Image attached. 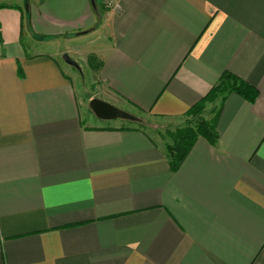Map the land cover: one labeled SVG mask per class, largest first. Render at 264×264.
Returning a JSON list of instances; mask_svg holds the SVG:
<instances>
[{
	"label": "crops",
	"instance_id": "1",
	"mask_svg": "<svg viewBox=\"0 0 264 264\" xmlns=\"http://www.w3.org/2000/svg\"><path fill=\"white\" fill-rule=\"evenodd\" d=\"M121 5L0 1V264H264V0ZM100 34L69 53L95 58L101 99L163 128L225 72L259 96L212 103L217 144L200 136L174 173L160 132L87 124L68 50L30 51Z\"/></svg>",
	"mask_w": 264,
	"mask_h": 264
},
{
	"label": "trees",
	"instance_id": "2",
	"mask_svg": "<svg viewBox=\"0 0 264 264\" xmlns=\"http://www.w3.org/2000/svg\"><path fill=\"white\" fill-rule=\"evenodd\" d=\"M91 60L96 61L94 57H91ZM231 94H238L250 102H255L259 96L258 90L252 85L233 73L225 72L210 92L189 109L186 114L187 125L172 132L168 131L170 142L166 144V151L172 172L175 173L181 168L200 136L205 137L213 145L217 144L219 134L216 118L219 110L216 108L213 111L212 119L203 118V113L207 104L215 103L219 99L224 102ZM141 120L140 123L128 122V124L136 125L143 130L151 129L142 118Z\"/></svg>",
	"mask_w": 264,
	"mask_h": 264
},
{
	"label": "rangeland",
	"instance_id": "3",
	"mask_svg": "<svg viewBox=\"0 0 264 264\" xmlns=\"http://www.w3.org/2000/svg\"><path fill=\"white\" fill-rule=\"evenodd\" d=\"M8 1H10V0H8ZM102 36H103L102 34H100L99 36H90L89 38H87V40H82L83 42L80 41L78 44H75L76 41L68 44L67 41H64V40L58 41L57 39H55V40H51V41L47 42L43 46H38L37 48H32V49H30V51L45 52V53H49V54H57L58 50H61V49L64 50L65 49V50H68L67 54L80 65L82 72H79L78 70H76L72 66L68 65L63 60V58L61 57V59H62L61 62L63 64L64 68L69 73H72V76H73V79L75 82V87L77 89V92L79 94V99H80L81 104H82L81 113H82L83 119L87 122V124H92V123L105 124L106 123L107 125H118L121 123H128L129 121L127 122L124 120H112V121L102 122L93 114V112L91 111V109L89 107L90 100L95 98V97L101 99V97L103 96L102 90H101V85L97 81V79L94 78V74L92 73V70H91L92 68L97 67V63L93 60H90V58H89L90 61L89 60L86 61L85 59H83V58H81V57H79L73 53H71V54L69 53V52H72L70 48H74V47H80L83 54L88 53L89 51L96 48L95 42H97V41H98L97 43L103 42V40L98 39V38H101ZM91 39H93V40L96 39L93 42V45L89 43V40H91ZM210 105H211V107L208 110V107ZM212 107H214V106H212V103L207 104L206 110L203 113V118L209 119L210 114L213 113V110H214V109H212ZM136 115L138 117L142 118L144 120V123L147 126H149L151 129H153V131L160 132V134L165 136V138L167 140H169L167 130H169V132H172V131H175L176 129L183 128L187 125V118H185V121L181 122L182 125L179 128L166 129V128L161 127V125H158L157 123H155L154 122L155 120L146 114L138 113Z\"/></svg>",
	"mask_w": 264,
	"mask_h": 264
},
{
	"label": "water",
	"instance_id": "4",
	"mask_svg": "<svg viewBox=\"0 0 264 264\" xmlns=\"http://www.w3.org/2000/svg\"><path fill=\"white\" fill-rule=\"evenodd\" d=\"M62 58L68 65L72 66L79 72H82L80 65L67 53H64ZM89 107L93 114L101 121L124 120L134 123H140L142 121L140 117L124 111L97 97L90 100Z\"/></svg>",
	"mask_w": 264,
	"mask_h": 264
},
{
	"label": "built area",
	"instance_id": "5",
	"mask_svg": "<svg viewBox=\"0 0 264 264\" xmlns=\"http://www.w3.org/2000/svg\"><path fill=\"white\" fill-rule=\"evenodd\" d=\"M105 6L115 13L122 12L121 0H105Z\"/></svg>",
	"mask_w": 264,
	"mask_h": 264
}]
</instances>
